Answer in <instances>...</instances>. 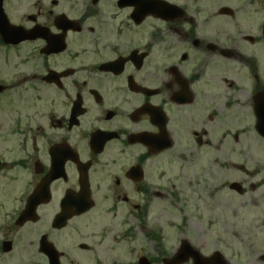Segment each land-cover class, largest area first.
I'll return each mask as SVG.
<instances>
[{"label":"flooded vegetation","instance_id":"obj_1","mask_svg":"<svg viewBox=\"0 0 264 264\" xmlns=\"http://www.w3.org/2000/svg\"><path fill=\"white\" fill-rule=\"evenodd\" d=\"M2 2L0 264H54V250L82 264L88 214L132 217L112 236L132 240L192 161L215 166L212 216L190 225L194 242L185 223L161 227L135 264H195L184 238L204 264H264V222L234 213L264 187L250 155L251 138L264 144V0ZM216 200L235 203L236 224Z\"/></svg>","mask_w":264,"mask_h":264},{"label":"rangeland","instance_id":"obj_2","mask_svg":"<svg viewBox=\"0 0 264 264\" xmlns=\"http://www.w3.org/2000/svg\"><path fill=\"white\" fill-rule=\"evenodd\" d=\"M255 139L256 137L251 138L250 140L251 146L253 147L250 149V155L255 158L254 162L258 164V162L264 160V144ZM214 167L215 166L211 169H207L204 166L202 167V162L200 161H192L190 166L186 165L182 170L184 172V178L177 184L178 189L176 193L178 194L177 197H179L178 200L174 203L169 196L155 199L153 202L154 207L147 215L148 230L132 233L133 241L128 239L127 242L120 241L115 243L112 238L114 234L119 235L120 229L125 228L127 223H134L132 217H128L129 221L121 216H116L115 218H112L111 216L101 217L95 213L83 217L82 222L86 226L83 231L89 235L91 234L90 232H92L95 234V237L84 239L85 242L90 243L93 247L90 251L84 252L82 264H94V260L96 259L100 260V264H135V257L140 255V253L143 255L146 253L150 255L154 254L158 241L153 239V235L154 233L158 234L161 227L164 228L166 225L173 224L180 227V225L185 223L186 232L184 235L194 242L193 240H195L200 233L194 232L190 225L197 222L198 219L204 220L205 218L212 216L206 211V198L205 192H203L206 182L203 180L207 177L209 181L208 187L210 189L211 187H214L216 183L215 178H218L214 173ZM234 175L235 174L233 173H225L223 179L232 181ZM240 175L244 178L247 175H250V172H247V174L242 173ZM189 179H191V181H189ZM196 179H201L202 181V185H199V189H195L196 186L194 185L193 180ZM246 179L249 178L247 177ZM258 190L259 191L254 198L257 207L249 210L248 208H244L243 210H238L237 208L238 211H234L237 217L239 216V213H243L244 215H242V218L249 219L250 217H257L264 222V191H261L264 190V187H262L261 190L260 188ZM226 196L224 198H226ZM218 198L221 199L222 197L218 196ZM208 203L210 206H216L219 208V214L225 218L228 217V223L230 225L237 223L235 222V214L232 212V209H236L235 203H228L226 209L223 208L220 200H216L215 203L208 201ZM257 218H255V220ZM185 220H187V222H184ZM188 223H190L189 226ZM172 229L175 228L173 227ZM105 231H108V233L105 234ZM147 232L148 237L145 239ZM165 234L171 238V240H177V234L175 232ZM99 235L105 236V239L101 245L96 246V243L98 242L97 239L99 238L97 236ZM230 244L239 245L237 237L234 238L231 236ZM261 249L264 252V246Z\"/></svg>","mask_w":264,"mask_h":264},{"label":"water","instance_id":"obj_3","mask_svg":"<svg viewBox=\"0 0 264 264\" xmlns=\"http://www.w3.org/2000/svg\"><path fill=\"white\" fill-rule=\"evenodd\" d=\"M2 0H0V13L1 15H3V11H2ZM182 250H187L190 254V256H192L193 259H195V264H204L205 259L203 257L200 256V254L198 253L196 248H193L189 242L187 241V239H184L182 247ZM56 258H58V255H55ZM143 264H148L147 261L142 262Z\"/></svg>","mask_w":264,"mask_h":264}]
</instances>
